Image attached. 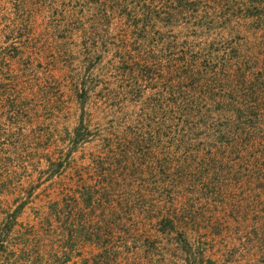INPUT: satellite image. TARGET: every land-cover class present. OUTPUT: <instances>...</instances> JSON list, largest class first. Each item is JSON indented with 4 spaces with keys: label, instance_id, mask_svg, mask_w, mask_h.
<instances>
[{
    "label": "trees",
    "instance_id": "1",
    "mask_svg": "<svg viewBox=\"0 0 264 264\" xmlns=\"http://www.w3.org/2000/svg\"><path fill=\"white\" fill-rule=\"evenodd\" d=\"M0 264H264V0H0Z\"/></svg>",
    "mask_w": 264,
    "mask_h": 264
},
{
    "label": "rangeland",
    "instance_id": "2",
    "mask_svg": "<svg viewBox=\"0 0 264 264\" xmlns=\"http://www.w3.org/2000/svg\"><path fill=\"white\" fill-rule=\"evenodd\" d=\"M62 125H64L65 127H71L72 125H74V119H70V120H64V118H62Z\"/></svg>",
    "mask_w": 264,
    "mask_h": 264
}]
</instances>
